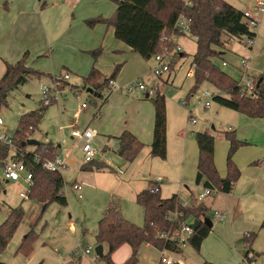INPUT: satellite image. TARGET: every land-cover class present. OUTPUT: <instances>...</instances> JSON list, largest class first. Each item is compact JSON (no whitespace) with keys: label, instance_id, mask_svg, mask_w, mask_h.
<instances>
[{"label":"rangeland","instance_id":"1","mask_svg":"<svg viewBox=\"0 0 264 264\" xmlns=\"http://www.w3.org/2000/svg\"><path fill=\"white\" fill-rule=\"evenodd\" d=\"M225 1L241 12L249 6V0ZM8 8L12 9L17 20L11 25V33L7 37L4 33L9 24L3 30L0 26V55L4 57V60L14 63L26 52L28 66L44 73L45 76L31 77L25 84L9 94L8 107L0 109V118L3 120L1 132L12 139L19 117L31 111H38L42 109V104L45 105L41 87L51 90L49 103H54L44 110L38 128L31 139L42 144L51 143L53 146H60L56 150V155L66 158V168L61 174L65 184L63 193L67 205L60 206L57 203H50L44 208L28 197L21 198L20 193L28 189L26 183L22 180L7 182L2 174L4 166L0 167V225L9 212L13 211L12 208L23 212L21 222L0 254V261L5 264H64L65 261H67L65 264H77V261L81 259V264H104L99 260L93 261L97 258L94 252L97 222L102 217L107 200L111 199L114 202L116 199L117 202L122 203L127 211L126 215L134 225L138 227L143 225V210L136 205L134 196L136 194L134 193L146 188L147 183L143 174L146 173L147 164L144 161L132 162L131 167H121L123 174L118 173L117 168H113L112 172H100L94 182L89 179L90 177H85L81 191L83 198L79 200L69 186L81 180L77 176L80 172L79 167L83 164V154L80 145L76 146L77 141L71 138L70 133L73 128L70 125L76 120L80 127L78 128L77 125L74 129L82 130L86 125L92 130L97 128L93 114L97 113L106 101L107 90L101 91L103 99L95 97L83 88L82 77L87 76L92 67L98 68L101 74L102 72L105 74L104 71L109 69L112 61L110 54L105 52V48L109 42L107 33L111 27L103 23L90 27L87 21L110 18L114 13L115 5L110 0H0L1 19H5L3 12ZM19 12L23 13L20 15ZM258 23V26L252 29L256 36L251 48L247 47V39L237 41L224 38L227 43L223 49L225 52L223 58L227 66L221 67V60L213 59L214 63L236 81L241 78L239 63L242 58L248 62L249 77L252 79L262 77L264 80V15L260 17ZM195 42L196 39L189 33L175 38V44L180 47L179 53L184 56L180 57L172 69L161 77L158 91L165 96L166 101L172 100L179 104V101L186 98L192 86V77L186 74L189 71L193 72L192 56L196 51ZM97 48H100L101 52L94 62L90 52ZM1 64L4 66V63ZM147 64L149 67L141 78L133 79L137 68L133 63L130 67L126 66L123 71L119 70L118 74L124 81H129L127 86H133L136 81H143L149 89L151 85H157V80L151 73L152 61ZM3 73L4 69L3 72L0 70V77ZM66 74L69 76L68 79L63 77ZM58 77H61L66 85L64 82L55 81ZM166 79L169 80L166 81ZM203 90L214 91L211 86L203 84L197 93ZM123 94L126 93L123 92ZM141 94L137 93L129 97L141 96L142 98ZM150 97H153V94ZM188 101V110L192 109L193 115L197 118V124L193 126V129H196V132L209 130L214 137L216 152L218 151L217 157L222 156L219 152L221 150L219 144H226L223 133L229 132L228 126L231 120L232 124L239 126L240 121L226 119L227 117L221 119L213 117L210 120L207 114L212 113L213 109L218 106L216 103L212 101L210 108L203 110L196 104L194 98L190 97ZM149 102L151 103L150 100ZM82 104L86 106L83 109ZM114 111L118 115L120 110L114 109ZM76 114H78L77 117H75ZM239 116L245 121L249 120L247 119L249 117L243 114ZM251 119L259 120L253 127H248L252 130L251 133L246 134L251 145L247 148L253 152L254 157L249 166L262 167L264 166V148L262 147L264 145V119ZM97 129L99 132L92 141V147L95 150L94 160H101L102 157L115 158L109 150H106L109 147L106 143L108 137L101 134L100 128ZM241 129L246 130L243 123ZM236 138L240 140V136ZM32 148V146H27L28 150ZM228 148L229 146H227L225 156H222L225 166ZM255 162L258 164H254ZM246 186L249 187V185ZM193 201L191 200L190 204ZM222 212L228 219H230L229 215L231 217L239 213L238 210ZM240 223L242 222L234 220L233 226L229 223L228 228L236 229ZM31 230L37 236L32 244L31 253L27 256L17 253L18 246ZM87 247L91 251L86 255L83 250ZM184 253L188 260L186 264L200 262L203 264L204 259L192 248L186 246ZM258 257H255L256 260L263 258L264 255ZM70 260L72 262L69 263ZM156 261L155 252L140 250L139 264H155Z\"/></svg>","mask_w":264,"mask_h":264},{"label":"trees","instance_id":"2","mask_svg":"<svg viewBox=\"0 0 264 264\" xmlns=\"http://www.w3.org/2000/svg\"><path fill=\"white\" fill-rule=\"evenodd\" d=\"M115 5L113 15L108 18H97L87 21L88 26L103 23L114 30V38L137 54L145 62L163 49L171 50L172 41L162 42V36H179L174 30L179 16L190 21L189 34L196 39V51L192 56L193 75L192 86L186 95V101L192 97L203 84L213 88V102L241 113L249 118L264 119V80L257 86L256 93L249 96L213 59L223 58L226 39L242 41L252 40L255 33L242 22V12L234 8L225 0H110ZM226 38V39H224ZM101 52L97 48L90 52L95 62ZM181 55V54H180ZM184 55L182 54L181 57ZM180 58V57H179ZM175 65L170 66V70ZM120 66L117 65L109 77L103 76L95 67H92L87 76L83 78V88L90 89L103 99L101 91L110 87L118 75ZM44 73L32 69L27 63V53L13 64L5 63V71L0 78V109L8 107L9 94L23 85L31 77L41 78ZM55 81L64 82L61 77ZM66 85V82H64ZM68 84V83H67ZM74 88V86H72ZM154 108L153 139L150 146V156L164 160L166 157V111L165 96L156 90L153 97L148 96ZM54 102L42 104V109L21 115L17 121L16 129L11 139V146L0 143V167L10 160L22 161L27 170L32 173V185L28 198L39 203L44 208L50 203L66 206L67 200L63 193L64 180L61 173L45 171L42 164L56 158L57 147L51 143H38L32 151H27L25 142L31 139L38 128L44 110ZM223 138L229 143L226 156L227 174L220 178L213 161L214 137L209 130L196 132L194 139L198 148L196 185L215 189L216 192L230 193L240 176V172L232 161L236 151L246 145L238 140L233 131L224 132ZM117 155L125 163H131L143 148L130 132L124 131L118 138ZM254 164H258L255 162ZM111 170L105 163L93 160L83 163L80 171ZM135 203L143 209V225L138 227L125 220L120 212L109 207L104 210L97 222L95 244L106 245L107 252L96 260L105 264H115L111 260L112 253L123 245L131 248L130 257L122 264H137V255L140 248L147 244L159 251H168L176 255L182 253L180 246L174 239H163L161 235L175 231L179 222H170L169 213L178 212L182 216L179 221L188 216L200 222L186 244L195 252H199L201 243L210 232L204 222L209 220L208 210L201 204L192 202L183 206L176 195L169 199H161L158 193H151L149 189L140 191L135 197ZM23 212L19 209L10 211L7 218L0 225V254L6 248L14 231L21 222ZM264 229V219L260 224ZM246 244L251 245L256 238V232L246 234ZM36 234L31 230L17 248V253L29 255ZM251 252L245 253L244 258ZM253 255L251 262L256 256ZM0 264H5L0 261ZM162 264V263H158ZM178 264V263H174ZM203 264H209L204 262Z\"/></svg>","mask_w":264,"mask_h":264},{"label":"crops","instance_id":"3","mask_svg":"<svg viewBox=\"0 0 264 264\" xmlns=\"http://www.w3.org/2000/svg\"><path fill=\"white\" fill-rule=\"evenodd\" d=\"M11 10V8H8L5 12H3L5 19L0 18V26H2V30L9 24L8 28H6V33H4L6 37L11 33V25H13V22L17 20L16 15L14 16ZM22 13L23 12H19L20 15ZM12 17L14 18L12 19ZM107 34L109 42L107 48H105V52L107 51L106 53L110 54L112 62L109 69H107L108 71H104L106 72L105 74L102 72L103 76L109 77L117 65H120V71H123L126 66L130 67V64L132 65L133 63L137 67L135 69L136 75L133 77V79L141 78L146 73V69L149 67L147 62L141 59L137 54L131 52L130 48L124 43L115 40L113 28H110ZM1 63H4V66ZM5 63L13 64L4 60V57L0 55V70H2V72L3 69L5 71ZM83 78L84 76L82 77V80ZM167 80L169 79H166V81ZM128 83L129 81H124L118 74L116 79L113 81V85L106 89V101L100 106L97 113L95 112L93 114V117H95L93 120L96 121V127L102 130L100 131L101 134H104L108 137L106 143L109 147H107L106 150H109V153L115 157H102L101 160L97 161L105 163L109 168H111V170L87 172L80 171L79 167L80 172L77 177L82 181H75L71 183L70 186L74 183H80L83 186L82 182L86 180L85 177H90L89 179L94 182L96 181V177L98 174H100V172H112L114 171L113 168H117L118 173L123 174L121 167H131L133 165L132 162L125 163L124 160L117 155L119 144L118 138L124 131H128L143 144L142 150L135 158L133 163L144 161L147 164L146 173L143 174V178L147 183L145 189L156 186L159 189L158 194L161 199H169L176 195L179 202H181L184 206H189L191 200H194L193 202H195L196 196L201 192L202 189V185L195 184V178L197 174L198 148L194 139L196 129H193V126L197 123L193 125L189 124L186 110L174 101L167 100L165 104L166 157L164 160H161L157 157H151L150 146L153 139L154 108L149 102L148 97L146 98L145 92L136 91L134 93H128L126 90ZM123 92L126 94H123ZM137 93H142V98L141 96L136 98L129 97V95L134 96ZM91 94L96 96V94L93 92H91ZM101 95L103 96V93H101ZM99 97L100 95L97 96V98ZM114 109L120 110L118 115L115 113ZM77 115L78 114H76L75 117H77ZM239 115L242 114L220 105L214 108L212 113L207 114L210 120L213 117L220 119L227 117L226 119L230 118L240 121L241 124L239 126L238 124H232L231 120L228 130L233 131L236 136H240L239 139L246 143V146L240 147L233 157L234 164L239 170L240 176L237 182L234 184L231 192H216L215 194L206 198L205 202L202 204L208 210V218L211 221V227L207 237L201 243L199 252H196V254H200L204 259L203 261L209 264H241L244 259V255L248 250L253 255L264 250V229L260 228V224L264 219V166L250 167L254 157L253 152L247 148L251 145L246 136L247 132L251 133L252 130L248 127H253L256 121L259 119L247 118L249 120L245 121L244 119L240 118ZM192 116L197 122V118L195 115H193V113ZM96 119H98V121ZM242 123L246 129L245 131L244 129H241ZM77 125L79 128V123L74 120L70 126L74 128L77 127ZM85 128H89V126L86 125ZM97 128L93 129L95 135L99 132ZM219 146L221 147L219 152L224 157L229 143L226 141L225 145L220 143ZM32 147L33 148L31 150L27 149V151H32L34 146ZM56 147L59 148L60 146L57 145ZM262 147L264 148V145H262ZM217 152L214 144V165L219 177L225 178L227 174L225 162L223 161L222 156L217 157ZM157 178H161V181L157 182ZM245 185H249V187H245ZM138 193L135 191L134 194L137 195ZM136 195L134 196L136 197ZM110 201L111 199L107 200V205H105L106 208H116L125 220L128 219L127 221L131 223L133 222L129 220L128 215H126L127 211L124 209L122 203L117 202L116 199L114 202ZM12 210H15V208H12ZM225 210H227V212L238 210L239 213L237 215L233 214L231 217L229 215L230 219H228L222 212ZM215 212L222 214L224 217L223 220H218L214 216ZM234 220H239L242 223H240L236 229L233 227V229L230 230L228 225L231 223L233 226ZM255 231L257 232L256 238L249 246L246 244V234ZM186 246L188 245L186 244L185 246L181 247L182 253L180 255L175 254V258L178 261H181L182 264H186V261H188L184 253ZM102 248L103 254H105L107 252V246L102 245ZM141 249L151 251L152 253L155 252L157 255V261L155 264L159 263L162 255L161 251L147 244L143 245L140 250ZM139 252L137 255V264H139ZM130 255L131 248L128 245H123L112 253L111 260L115 264H122L130 257ZM257 257L258 256H256V258ZM256 258H254L250 264H264V257L260 258L259 260H256ZM66 262L67 261H65L64 264ZM68 262L72 261L70 260ZM77 262V264H81V259H79ZM201 263L202 262L197 264Z\"/></svg>","mask_w":264,"mask_h":264},{"label":"built area","instance_id":"4","mask_svg":"<svg viewBox=\"0 0 264 264\" xmlns=\"http://www.w3.org/2000/svg\"><path fill=\"white\" fill-rule=\"evenodd\" d=\"M249 6L242 11V22H244L247 27L252 30L253 28H256L258 26V20L261 16L264 15V0H249ZM189 27H190V21L183 16H179L177 19L174 30L178 33L179 36H184L189 33ZM175 35H171L170 37L162 36L161 41L167 42L172 41L173 48L171 50H168L167 48L163 49L161 52L157 53L152 58V67H151V73L154 78L157 80V85H151V87L148 89L146 84L142 81H136L133 86H127L126 90L128 93H134L136 91L145 92L148 96L151 94H154L156 90L160 87L161 77L168 73L170 71V66L174 63H176L180 57V47L175 44ZM248 40V39H247ZM253 40H248L247 47L251 48L253 45ZM264 50V48H263ZM221 66L225 67L227 66V63L224 61L221 63ZM247 67L248 62L245 58H242L239 63V73L241 74V78L238 81V85L244 90L249 96H253L256 93L257 89V79H252L249 77L247 73ZM193 72L189 71L186 76H192ZM64 79H68V75L63 76ZM113 85V81H110V86ZM162 87V86H161ZM41 91L43 94V101L45 102V105L49 103V92L50 89L46 87H41ZM214 92L210 90H203L199 93H195L192 98L195 99L196 104L201 107L203 110H207L211 102L213 101ZM181 107L185 108L187 113V118L189 124L193 125L196 123V119L192 116V109L188 110L189 103L184 99L180 101L179 103ZM85 104L81 105V108H85ZM3 125V120L0 118V143H4L8 146H11V139L8 138L6 134H3L1 132V128ZM71 138L75 139L77 141L76 146L80 145L81 152L83 154V163H89L94 160L95 158V150L92 147V141L95 136V133L90 128L85 129H72L71 130ZM42 168L45 171L50 172H58L61 173L63 169L66 168V158L63 157H57L54 160L51 161H45L42 164ZM3 178L8 182H18L19 180H22L26 185L28 186V189L26 192H21L20 197L25 199L28 197L29 190L32 185V173L27 170L25 164L22 161L18 160H10L7 162V164L2 169ZM157 182L161 181V178H157ZM71 190H73L76 193V197L81 200V190L82 185L80 183H74L70 186ZM149 191L151 193H158L159 189L156 186L150 187ZM215 189L212 188H204L202 187L201 192L196 196L195 204L201 205L205 202L206 198L209 196L215 194ZM183 205V204H182ZM184 206V205H183ZM182 216L181 213L178 212H172L168 215V220L170 222L178 221L180 224L178 228L175 231H172L170 233H165L161 235L163 239H174L177 244L181 247L186 245L187 240L190 238L192 233L194 232V229L191 227V225L194 222V218L192 216H188L184 218V220L179 221V218ZM214 216L218 220H223V215L219 212H215ZM248 237V235L246 236ZM90 248L87 247L83 250L84 254L90 253ZM162 255L160 258V263L162 264H182L180 261H178L175 258V254L168 252V251H161ZM253 258V254L249 253L242 261L241 264H250L251 259ZM96 261V259L94 260ZM70 263V262H69Z\"/></svg>","mask_w":264,"mask_h":264},{"label":"water","instance_id":"5","mask_svg":"<svg viewBox=\"0 0 264 264\" xmlns=\"http://www.w3.org/2000/svg\"><path fill=\"white\" fill-rule=\"evenodd\" d=\"M181 56V55H180ZM262 81V78H259L257 81V85H259ZM86 92L91 93L92 91L90 89H86ZM148 97V95L146 94V98ZM38 141L34 140V139H29L25 142V144H27L28 146H37L38 145ZM205 224H207V226L210 228L211 224L209 222V220H206L204 222ZM200 226V222L198 220H194L193 224L191 225V227L196 230L198 227ZM94 252L97 258H101L104 254H103V248L102 245H97L94 248Z\"/></svg>","mask_w":264,"mask_h":264}]
</instances>
